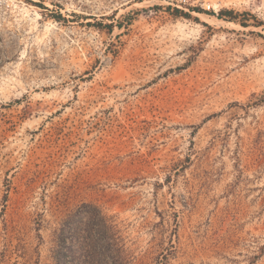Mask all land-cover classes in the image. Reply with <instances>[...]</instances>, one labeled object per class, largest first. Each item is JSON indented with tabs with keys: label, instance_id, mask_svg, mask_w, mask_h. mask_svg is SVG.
<instances>
[{
	"label": "rangeland",
	"instance_id": "1",
	"mask_svg": "<svg viewBox=\"0 0 264 264\" xmlns=\"http://www.w3.org/2000/svg\"><path fill=\"white\" fill-rule=\"evenodd\" d=\"M0 264H264V0H0Z\"/></svg>",
	"mask_w": 264,
	"mask_h": 264
},
{
	"label": "trees",
	"instance_id": "2",
	"mask_svg": "<svg viewBox=\"0 0 264 264\" xmlns=\"http://www.w3.org/2000/svg\"><path fill=\"white\" fill-rule=\"evenodd\" d=\"M232 11H222L221 13L223 14V13H226V14H228V13H231ZM222 14H220V15H218L219 17H222Z\"/></svg>",
	"mask_w": 264,
	"mask_h": 264
}]
</instances>
